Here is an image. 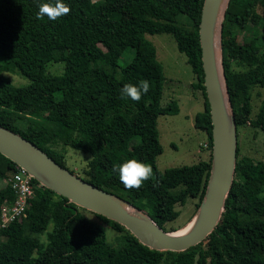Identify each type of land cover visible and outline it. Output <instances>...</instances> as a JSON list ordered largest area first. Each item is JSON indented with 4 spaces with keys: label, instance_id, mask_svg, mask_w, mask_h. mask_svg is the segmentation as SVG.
<instances>
[{
    "label": "trees",
    "instance_id": "1",
    "mask_svg": "<svg viewBox=\"0 0 264 264\" xmlns=\"http://www.w3.org/2000/svg\"><path fill=\"white\" fill-rule=\"evenodd\" d=\"M62 2L71 10L53 21L47 16L37 19V13L40 4L55 0H0V125L66 168L65 150L57 151V145L90 154L83 179L145 211L164 230H176L165 224L178 217L176 207L188 198L196 199L198 207L211 159L157 168L156 157L162 152L157 118L176 114L178 105L174 100L160 104L164 75L146 34L170 33L186 56L196 77L192 86L204 98L194 125L206 133L211 151L198 39L203 0ZM259 7L264 10V0L229 1L221 55L237 133L248 124L264 135V99L251 115L252 91L264 88V32L258 35L264 17ZM247 29L251 43L238 37ZM128 47L134 56L117 72ZM59 62L64 64L62 73L46 71L47 64ZM4 72H16L28 83L15 85ZM140 80H147L150 90L139 102L121 97L125 84ZM23 116L30 121L20 128L16 121ZM238 154L239 142L235 176L219 223L204 241L186 250L151 249L120 223L69 202L33 179L25 216L0 228V264H264V162ZM131 158L150 164L153 175L141 188L129 190L113 167ZM16 167L0 153V208L15 198L6 178ZM105 226L115 233L112 242ZM43 233L46 242L40 240Z\"/></svg>",
    "mask_w": 264,
    "mask_h": 264
},
{
    "label": "water",
    "instance_id": "2",
    "mask_svg": "<svg viewBox=\"0 0 264 264\" xmlns=\"http://www.w3.org/2000/svg\"><path fill=\"white\" fill-rule=\"evenodd\" d=\"M229 1L203 0L201 7L198 39L211 122V160L203 197L183 231L164 230L145 211L86 181L33 142L1 125L0 153L24 168L41 186L120 223L151 249L182 251L204 241L221 219L237 161V126L221 55L222 26Z\"/></svg>",
    "mask_w": 264,
    "mask_h": 264
},
{
    "label": "rangeland",
    "instance_id": "3",
    "mask_svg": "<svg viewBox=\"0 0 264 264\" xmlns=\"http://www.w3.org/2000/svg\"><path fill=\"white\" fill-rule=\"evenodd\" d=\"M257 11L264 17V10L261 7ZM263 32L264 28L261 26L258 35ZM238 37H245L250 43L253 40L248 29L239 32ZM146 38L154 44L157 61L162 65L164 81L160 104L161 106H166L170 101L174 100L179 107L177 114L161 115L157 118L159 141L162 145V152L156 157L155 161L157 168L163 171L170 167L191 165L200 160H208L210 151L202 147L205 143L202 144V141L207 138V135L194 125V116L204 109V98L200 90L194 89L192 86L193 82L196 81V77L192 72L191 66L187 63L186 56L178 50L174 37L170 33H147ZM133 56L134 49L126 48L118 60L117 72H120V69L126 66ZM232 66L237 69L235 62L232 63ZM63 67V62L49 63L46 66V71L60 74L63 71ZM4 75L15 85L20 86L28 83L27 78L16 72H4ZM55 96L57 99L60 98L59 93ZM263 99L264 88L255 87L252 91L251 100L252 116L258 111ZM29 121L30 119L27 116H23L18 118L16 125L20 128H25ZM237 135L239 142L238 158L248 156L254 161L260 160L264 162L263 132L246 124L239 127ZM56 150H65L67 168L74 171L78 176L84 177L83 171L91 158L90 154L71 147H62L61 145H57ZM1 185L2 180H0ZM238 200L243 201V198L238 196ZM195 202L196 199L188 198L183 206H177L176 209L179 210V215L174 221L165 224L166 229L177 228L178 230L186 225L196 210ZM85 213L88 217H93L91 213L86 211ZM104 228L107 241L112 242L115 237L114 231L110 227L105 226ZM47 229H52V224ZM40 240L46 242V233L40 235Z\"/></svg>",
    "mask_w": 264,
    "mask_h": 264
},
{
    "label": "clouds",
    "instance_id": "4",
    "mask_svg": "<svg viewBox=\"0 0 264 264\" xmlns=\"http://www.w3.org/2000/svg\"><path fill=\"white\" fill-rule=\"evenodd\" d=\"M70 7L62 2L55 0V3H42L39 5L37 19H43L45 16L49 20H57L70 12ZM150 90V84L147 80H140L137 84L127 83L121 89L122 98H130L139 102L143 95ZM113 171L119 173V180L126 189H139L143 182L149 180L153 175L152 166L146 162L131 158L125 162L113 167Z\"/></svg>",
    "mask_w": 264,
    "mask_h": 264
},
{
    "label": "built area",
    "instance_id": "5",
    "mask_svg": "<svg viewBox=\"0 0 264 264\" xmlns=\"http://www.w3.org/2000/svg\"><path fill=\"white\" fill-rule=\"evenodd\" d=\"M202 147L205 150H209L208 142L206 141ZM33 179L34 178L24 168L18 165L6 178V182L13 190L15 198L12 202H5L1 206L0 228L21 216H25L30 197L35 187Z\"/></svg>",
    "mask_w": 264,
    "mask_h": 264
},
{
    "label": "bare ground",
    "instance_id": "6",
    "mask_svg": "<svg viewBox=\"0 0 264 264\" xmlns=\"http://www.w3.org/2000/svg\"><path fill=\"white\" fill-rule=\"evenodd\" d=\"M2 126V125H1ZM186 227H181V228H179V231L178 232H181V231H183L184 229H185Z\"/></svg>",
    "mask_w": 264,
    "mask_h": 264
},
{
    "label": "crops",
    "instance_id": "7",
    "mask_svg": "<svg viewBox=\"0 0 264 264\" xmlns=\"http://www.w3.org/2000/svg\"><path fill=\"white\" fill-rule=\"evenodd\" d=\"M194 83V82H193ZM177 103V102H176ZM178 105V104H177ZM178 112H179V107H178ZM177 114V113H176ZM206 140H207V138L206 139H204L203 141H202V144L204 143V142H206Z\"/></svg>",
    "mask_w": 264,
    "mask_h": 264
}]
</instances>
